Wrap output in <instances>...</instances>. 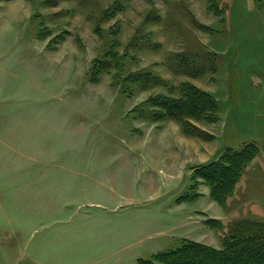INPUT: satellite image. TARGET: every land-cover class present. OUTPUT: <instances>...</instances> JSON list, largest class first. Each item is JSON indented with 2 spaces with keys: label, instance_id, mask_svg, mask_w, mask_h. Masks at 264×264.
Here are the masks:
<instances>
[{
  "label": "rangeland",
  "instance_id": "rangeland-1",
  "mask_svg": "<svg viewBox=\"0 0 264 264\" xmlns=\"http://www.w3.org/2000/svg\"><path fill=\"white\" fill-rule=\"evenodd\" d=\"M216 7L0 0V264H139L264 222V0ZM184 85L214 113L173 120L152 101ZM249 142L217 203L195 168Z\"/></svg>",
  "mask_w": 264,
  "mask_h": 264
},
{
  "label": "trees",
  "instance_id": "trees-1",
  "mask_svg": "<svg viewBox=\"0 0 264 264\" xmlns=\"http://www.w3.org/2000/svg\"><path fill=\"white\" fill-rule=\"evenodd\" d=\"M209 9L216 12L217 0H207ZM109 56V53L106 54ZM106 62L93 65L90 73L94 81L98 73L105 69ZM179 98L163 97L152 100L173 120L182 116L208 117L215 111V102L206 93L188 85L182 87ZM151 101V102H152ZM184 128L188 129L187 125ZM258 153L255 143L249 142L239 149L225 148L216 159L198 165L193 173L195 179L202 180L210 188V197L217 203H223L232 192L245 165ZM206 224L218 222L215 219ZM229 233L221 249H215L190 240H182L171 250L154 254L149 259H139V264H264V222L240 221Z\"/></svg>",
  "mask_w": 264,
  "mask_h": 264
},
{
  "label": "crops",
  "instance_id": "crops-1",
  "mask_svg": "<svg viewBox=\"0 0 264 264\" xmlns=\"http://www.w3.org/2000/svg\"><path fill=\"white\" fill-rule=\"evenodd\" d=\"M215 159H216V158H215ZM207 162H210V161H209V160H207V161H202V162H200V164H204V163H207ZM198 221L201 222V220H196L195 223L198 224ZM193 228H194V227H193ZM193 228H192V229H193ZM191 231H193V230H191ZM191 231H190V234H191Z\"/></svg>",
  "mask_w": 264,
  "mask_h": 264
}]
</instances>
